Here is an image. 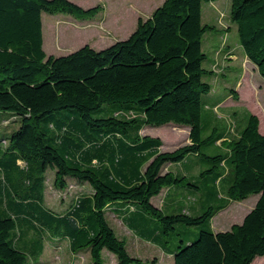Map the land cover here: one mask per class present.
<instances>
[{"label":"trees","instance_id":"16d2710c","mask_svg":"<svg viewBox=\"0 0 264 264\" xmlns=\"http://www.w3.org/2000/svg\"><path fill=\"white\" fill-rule=\"evenodd\" d=\"M209 1L217 0H164L149 17L138 19L126 39L56 56L44 49L43 12L84 20L102 7L86 9L71 0H0V111L12 112L3 119L10 129L6 146L0 145V209L9 211H0V264H28L30 249L16 242L22 228L68 236L74 251L90 250L92 264H104V249L118 264H140L107 219L115 203L138 207L152 220L142 221V232H162L165 242L176 244L175 264H253L264 256L260 120L248 112L235 136L228 129L203 133V95L212 90L203 79L208 73L203 36L213 27L203 23L202 8ZM230 17L247 58L264 78V0H232ZM169 123L190 127L189 142L162 151L159 137L140 132L145 125ZM205 145H220L224 152L212 156L203 152ZM191 156L202 166L197 176L163 173L167 163L186 167ZM205 162L213 165L205 169ZM221 164L230 176L226 203L205 210L203 195L218 199L219 187L200 179ZM50 173L61 190L75 181L89 184L91 193L54 211L45 203ZM172 186L197 195L203 210L168 213L156 207L152 198ZM252 194L259 199L241 223L212 229L218 211ZM178 226L184 236L175 234Z\"/></svg>","mask_w":264,"mask_h":264},{"label":"rangeland","instance_id":"374dc122","mask_svg":"<svg viewBox=\"0 0 264 264\" xmlns=\"http://www.w3.org/2000/svg\"><path fill=\"white\" fill-rule=\"evenodd\" d=\"M71 1L86 9L100 5L102 10L95 17L84 20L62 12H43L44 49L48 55H66L85 44L101 49L119 39H126L136 28L140 17H149L164 2V0ZM231 6L232 0L203 3V23L213 27L203 36V51L206 55L203 66L208 70L203 79L212 85V90L203 95L205 103L203 133L205 135L212 130L218 134L226 129L229 130V136L237 135L241 127L244 128L247 123L248 112L256 114L264 128V78L258 73L256 65L247 58L239 42L237 24L230 17ZM211 70L214 72L211 73ZM227 96H229L228 100ZM216 106L217 108L220 106L219 109H216ZM11 114L12 112L0 111V145L2 147L6 146L9 136L6 133L10 129L3 119ZM171 124L174 123L162 126L150 125L153 131L165 140L166 150H173L190 140L188 131L181 129L185 126ZM261 133L264 134V132ZM221 142L222 140H219V143ZM203 152L213 156L224 152V148L220 145H205ZM212 165L213 162H205L204 168L208 169ZM175 168L178 167L175 166ZM227 173L228 167L221 164L216 167L215 172L208 173L200 179L204 185L214 184V187H219L218 199L213 197L214 200H212L211 196L203 195L201 202L206 204L205 210L210 206L216 207L226 203L230 177ZM217 175H222L218 182L214 181ZM83 190L82 186L74 182L61 190L55 186L52 173L47 177V202L52 207H61L64 201L70 202ZM258 196L259 194H252L244 200L234 201L227 212L219 213L214 217L212 228L228 230L233 223H239L240 218L235 216L236 211L240 210V216H242L256 203ZM115 227L121 235L129 232L116 222ZM175 234L184 236L185 231L178 226ZM84 256L86 255L74 257L67 256L66 253L50 252L46 254L45 259L47 264H84L87 260ZM253 264H264V256L257 257Z\"/></svg>","mask_w":264,"mask_h":264},{"label":"crops","instance_id":"0c3cea01","mask_svg":"<svg viewBox=\"0 0 264 264\" xmlns=\"http://www.w3.org/2000/svg\"><path fill=\"white\" fill-rule=\"evenodd\" d=\"M228 98L229 96H227V100ZM219 107L217 108L216 106L215 108L219 109ZM260 124H261L260 131L264 132L261 119H260ZM171 125H176V124H171ZM181 129H186L190 134V127L185 126ZM140 132L142 135H149L152 137L160 138L158 133L153 131V128L150 125H145ZM160 139L163 142L160 149L162 151H166L167 149L165 147L166 142L165 140H163V138ZM183 163H185L186 167L179 168L178 166L179 164L167 163L163 167L162 171L163 173H165L168 170H179L184 175L193 178L194 176H197L202 169V166L197 162V158L196 157L194 158V156H191L190 158H188V160H185ZM175 166H177L178 168L176 169ZM53 180H54V176H53ZM71 182H74L77 185L82 186L84 189L82 192H80L77 195H84L91 193V187L89 184L78 183L75 181H71ZM71 182H69V184ZM258 199L259 196L256 200V203ZM73 201L74 198H72L70 202L64 201L61 204V207H56V208L52 207L47 202V189L45 191V203L49 208H51L54 211L57 212L64 211ZM233 202L234 201H230L225 208L218 211L212 217L211 226L214 217L219 213L227 212L230 209V206L233 204ZM152 203L156 207L162 208L168 213L176 211V212H184L189 214H198L203 210V206L200 204V200L196 198L193 192H191L189 189L175 187V186L163 188L160 194L152 198ZM256 203L252 205L251 208L247 209L242 216H240V210L236 211L235 216L237 218H240L239 223H241L244 220L245 216L252 210V208L256 205ZM0 211H3L4 214L9 213V211L6 209L3 210L0 209ZM22 213L23 212L19 214L23 216ZM106 215L110 225L115 230L117 236L126 241V247L130 255L135 258H139L141 260L140 264H175L173 250L176 244L174 243L172 245H169L168 242H165L162 232H142L141 231L142 221L144 223L145 222L148 223L149 221L152 222V220L148 219L140 211L138 207L129 208L127 204L115 203L109 206L108 210L106 211ZM130 216H137V219L132 220L130 224L125 223V220ZM140 218H142V220ZM22 221H23V217H22ZM115 222L121 225L127 231H129L127 232L128 234L125 235L119 234L116 230ZM232 225H230L229 229H231ZM154 226L155 229L157 230L159 229L158 225L155 224ZM213 230L215 232L226 231L224 229L223 230L213 229ZM16 235H17L16 242H18L22 248L24 245V248L30 249L28 264H47L46 263L47 259H45V256L47 253L50 252L59 253V254L66 253L67 256H74V257L78 255H86L84 256V258H86L87 260H85L84 264H92L90 250L88 248H84L74 251L70 244L71 240L66 235H62V234L55 235L53 234V232H23V228L20 230V232H16ZM23 236L27 238L25 243H23ZM128 236L130 237V239ZM34 240H35V244L33 245ZM103 259H104V264H118L116 255L108 251L107 249L103 250Z\"/></svg>","mask_w":264,"mask_h":264},{"label":"bare ground","instance_id":"6f19581e","mask_svg":"<svg viewBox=\"0 0 264 264\" xmlns=\"http://www.w3.org/2000/svg\"><path fill=\"white\" fill-rule=\"evenodd\" d=\"M227 54V53H226Z\"/></svg>","mask_w":264,"mask_h":264}]
</instances>
